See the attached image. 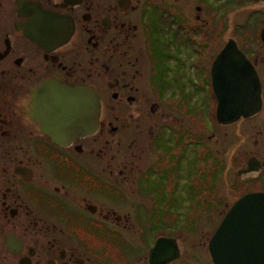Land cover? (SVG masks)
Returning a JSON list of instances; mask_svg holds the SVG:
<instances>
[{
  "label": "flooded vegetation",
  "instance_id": "flooded-vegetation-1",
  "mask_svg": "<svg viewBox=\"0 0 264 264\" xmlns=\"http://www.w3.org/2000/svg\"><path fill=\"white\" fill-rule=\"evenodd\" d=\"M231 41L262 107L226 125L214 71ZM250 193L263 0H0V264H207L190 248L214 264L211 238Z\"/></svg>",
  "mask_w": 264,
  "mask_h": 264
},
{
  "label": "water",
  "instance_id": "water-1",
  "mask_svg": "<svg viewBox=\"0 0 264 264\" xmlns=\"http://www.w3.org/2000/svg\"><path fill=\"white\" fill-rule=\"evenodd\" d=\"M214 73L221 123L231 125L260 111L258 77L233 41L216 62ZM73 96L83 102V108L86 104H92L95 110L99 107L94 94L79 91ZM97 122L93 120V127ZM251 171H254L252 161L246 172ZM163 241L157 242L151 257L166 254L168 247ZM174 249L171 259L180 257L179 249L176 246ZM209 254L214 264H264V193L247 194L231 207L209 242Z\"/></svg>",
  "mask_w": 264,
  "mask_h": 264
},
{
  "label": "rangeland",
  "instance_id": "rangeland-1",
  "mask_svg": "<svg viewBox=\"0 0 264 264\" xmlns=\"http://www.w3.org/2000/svg\"><path fill=\"white\" fill-rule=\"evenodd\" d=\"M248 11H249V9H246V10H243V11H240V12H236L237 14L234 16V20L236 21L237 19L239 20L241 17H242V19H244V17L246 16V14L248 13ZM237 24V23H236ZM230 35V34H229ZM234 37V36H233ZM233 136L235 137V134H233ZM227 181H228V179H227ZM225 191V190H224ZM234 193H236V191L235 190H232L230 187H229V185H227V194H228V197L230 196V195H233ZM236 196H237V194H236ZM235 196V197H236ZM234 196H231L230 197V199L232 200V198H233ZM213 208V207H212ZM217 211H219V209L217 210ZM217 216H212L211 217V226H210V230H212V225H214L215 223H216V221L214 220V218H216ZM196 222L198 223L199 221L198 220H195L194 221V224H195V227L194 228H196ZM200 223H202V222H200ZM198 227H200V225H198ZM208 231H206L205 233H207ZM191 240L194 242V243H197V241H201L202 240V236H201V233H194L193 234V237L191 238ZM191 252H192V254L194 255V257H195V259L196 260H198V261H200V262H202V263H207V264H209L208 262H206V260L205 259H202V258H204L205 257V255H204V253H203V251L201 250V249H194L193 251H192V248H190V250H189V253L191 254Z\"/></svg>",
  "mask_w": 264,
  "mask_h": 264
}]
</instances>
